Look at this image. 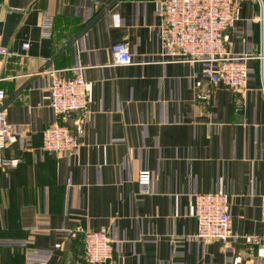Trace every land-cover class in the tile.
<instances>
[{
    "label": "crops",
    "instance_id": "1",
    "mask_svg": "<svg viewBox=\"0 0 264 264\" xmlns=\"http://www.w3.org/2000/svg\"><path fill=\"white\" fill-rule=\"evenodd\" d=\"M0 0V264H88L84 235L109 230L114 264H264V0L240 9L230 53L248 56L239 93L166 45L161 0ZM45 15L54 19L44 34ZM66 41L69 43L66 44ZM126 43L131 65L114 64ZM29 44L27 50L24 45ZM52 71L90 83L86 112L61 122L79 146L43 150ZM152 173L151 193L137 183ZM230 199L234 238H197V194ZM261 240L260 244L255 239Z\"/></svg>",
    "mask_w": 264,
    "mask_h": 264
},
{
    "label": "built area",
    "instance_id": "2",
    "mask_svg": "<svg viewBox=\"0 0 264 264\" xmlns=\"http://www.w3.org/2000/svg\"><path fill=\"white\" fill-rule=\"evenodd\" d=\"M117 0H104L109 8ZM163 3L164 34L166 45L180 58L191 62H204L203 77L211 84H222L236 92L247 88L250 73L248 56L230 53L231 31L238 20L240 9L234 0H161ZM264 23V15L262 19ZM44 34L53 35L54 19L45 15ZM69 42L66 41V44ZM29 44L24 45L27 50ZM116 65H131L133 59L126 43L112 45ZM0 54L9 58L5 49ZM90 83L83 76L66 77L52 71L49 85L50 107L57 120L43 132V150L51 154H66L79 146L77 136L65 120L75 113L86 112L90 103ZM6 93L0 89V106ZM11 127L4 111H0V163L1 152L6 147ZM152 173L142 170L137 183L142 195H149ZM189 216L197 221V238L203 241H220L228 245L234 233L230 216L229 196L222 192L197 194L189 209ZM264 220V197L262 201ZM261 243L259 238L255 239ZM114 239L109 230L87 231L84 235L85 259L88 264H114Z\"/></svg>",
    "mask_w": 264,
    "mask_h": 264
}]
</instances>
